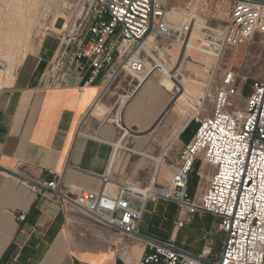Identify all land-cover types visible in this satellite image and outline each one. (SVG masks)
<instances>
[{
  "label": "built area",
  "instance_id": "2783aa9c",
  "mask_svg": "<svg viewBox=\"0 0 264 264\" xmlns=\"http://www.w3.org/2000/svg\"><path fill=\"white\" fill-rule=\"evenodd\" d=\"M59 33L52 71L40 76L43 86H60L66 75L79 79L81 88L93 86L104 73V85L121 70L142 76L139 47L152 35L154 46L171 42L179 51L210 57L193 66L205 76L198 106L208 101L212 108L194 119L193 140L181 150L167 186L154 185L156 192L121 184L115 193L105 186L73 193L59 176L30 185L35 196L60 208L71 204L120 234L141 239L144 251L136 264H264V78L252 81L245 108L229 113L235 77L230 69L220 71L227 48L243 46L255 33L264 35V0H75ZM198 161L215 173L196 201L187 185ZM158 200L176 206L178 229L189 227L196 213L215 217L223 233L219 252H192L170 239L142 235L146 205ZM17 220L24 221L25 214Z\"/></svg>",
  "mask_w": 264,
  "mask_h": 264
},
{
  "label": "crops",
  "instance_id": "0c3cea01",
  "mask_svg": "<svg viewBox=\"0 0 264 264\" xmlns=\"http://www.w3.org/2000/svg\"><path fill=\"white\" fill-rule=\"evenodd\" d=\"M255 35L261 34L255 33L251 39ZM59 42L60 38L50 45L44 39L40 53L24 62L23 66L31 63L32 68L20 65L17 82L0 88V264H136L144 251L141 239L120 234L71 204L60 208L47 198L36 197L29 186L61 176L73 193L97 191L105 186L102 178L108 173L115 150L126 147L132 155L145 156L160 143L166 147L175 145V150H179L174 172L180 151L193 140L196 129L190 130L196 123L191 119L173 141L169 140L181 119L172 104V89L149 79L121 113L119 122L124 130L113 121L101 122L92 110L97 102L106 105V73L87 88H81L79 79L67 75L60 86L40 85L43 64ZM237 52L238 48H227L220 61V71L230 69L235 77L237 94L229 99V113L242 111L250 92L249 83L264 78V72L255 76L251 70L242 72L247 58L243 55L238 59ZM206 105L212 108L210 102ZM161 171L166 178L168 169ZM214 173V167L195 163L187 185L192 199L200 200ZM119 180L122 179L105 186V190L111 186L117 190ZM151 185H155L153 181ZM172 206L174 222L177 208ZM20 214H25L24 221L17 220ZM159 218L156 205L149 204L140 225L142 235L153 237ZM222 240L223 237L220 248Z\"/></svg>",
  "mask_w": 264,
  "mask_h": 264
},
{
  "label": "rangeland",
  "instance_id": "374dc122",
  "mask_svg": "<svg viewBox=\"0 0 264 264\" xmlns=\"http://www.w3.org/2000/svg\"><path fill=\"white\" fill-rule=\"evenodd\" d=\"M74 2L75 0H0V62L12 65L15 69H13L14 75L16 76L18 69L20 70L21 66L24 65L21 62L25 53L28 56L27 58L31 59V55L37 56L40 53L44 39L48 40L50 45L58 41L60 38L59 28L62 21L59 17L66 18L73 9ZM22 38L24 42L21 43ZM18 39L19 44H17ZM10 40H15V43L10 44ZM7 47L10 48L8 51L9 55H5V52L8 50ZM155 47L159 50H169L171 42H163ZM55 52L43 64L44 69L40 76L43 73L49 75V72L52 71V60ZM237 53L238 59L243 55H246L247 58V63L241 69L242 72L251 70L254 76L256 75L255 73L264 72V36L255 35L246 44L238 47ZM138 57L142 60L143 76L149 73V80H157L172 89V104L176 105L180 117L183 114V116L189 117L190 121L201 115L210 114L211 109L208 105L198 106L203 94L196 103L189 102L185 98L175 103L174 82L159 72H150L152 63L142 51H139ZM191 71H195L198 74H193ZM180 74L182 77L179 80L184 82L189 89L201 93L204 92L203 84L205 83V76L201 69L189 65L185 61L182 68H180ZM140 78L141 76L133 77L125 70L119 71L103 87L106 93L105 100L103 101L106 102V105L97 102L93 107L92 115L101 119V122L113 121L123 128L118 119L120 120L123 109L139 88L138 82ZM42 79L39 77L40 85L43 84ZM148 79L146 80L148 81ZM3 87H7V85H3L0 88ZM243 103H241L242 106ZM195 129L196 124H193L190 131H195ZM172 134L169 140L173 141L176 137H172ZM175 148V145L166 147L163 143H160L155 146V151L144 153L145 156L132 155L126 151V147L124 148L125 150L117 149L112 155L106 176L111 181L113 180L112 182L116 181V179H122L118 181L117 186L125 184L139 190H145L153 181L155 186L166 187L173 173L174 160L179 152ZM166 168L168 169V176L163 178L161 170ZM192 186H194V183L190 185V188ZM111 188H113L112 191L116 190V187L111 186L107 187L106 191H111ZM168 203L158 200L156 202L148 201L146 205L147 210L149 204H155L160 213L159 221L155 224L154 230H152L153 238L160 240L163 238L170 239L178 245L194 251H199L204 246H207L213 249L215 253L219 252L223 235L219 230L217 219L207 214L196 213L191 226L177 229L173 224L175 207L172 206L173 204L170 206Z\"/></svg>",
  "mask_w": 264,
  "mask_h": 264
},
{
  "label": "bare ground",
  "instance_id": "6f19581e",
  "mask_svg": "<svg viewBox=\"0 0 264 264\" xmlns=\"http://www.w3.org/2000/svg\"><path fill=\"white\" fill-rule=\"evenodd\" d=\"M59 19L62 20L63 18L59 17ZM56 29L58 30V28H56ZM20 42L21 43L24 42V39L22 38ZM20 42L18 39L17 44H19ZM154 42L155 41L153 40V36L150 35L147 40H145L143 43L140 44V47H139L140 51H142L145 54V56L152 63V69L150 70V72L151 71L159 72L163 75H166L168 78H170L174 82V84H175V92L174 93L176 94L175 103L178 100L179 101L183 100V98L187 99L189 102L196 103L202 97L203 93L189 89L186 86V84H184V82L179 80L180 77H182L180 74V68H182L183 62H185V61H187V63L191 66H193L194 61H198V60H202L203 62L208 63L211 60L210 57L199 52V51H195L193 49H188V48L185 50L182 49L179 51V49H177L176 46L173 44H171V48L169 50H166V49H160L159 50L154 45H152ZM14 43H15V40H12L10 42V44H14ZM192 46H194V41H192ZM9 49L10 48H8L7 52H5V55H9V52H8ZM154 51H155V53H154ZM25 54L23 55V61L21 62V64L22 63L24 64V62H26L28 60V58H27L28 56H26ZM167 55H169V57H167ZM30 65H31V63H29L26 66V67H28V70H29ZM23 67H25V66H23ZM26 67H25V69H26ZM31 68L32 67H30V69ZM13 69L14 68L12 67V65L10 66V64L0 62V87L3 85L9 86V85H12L13 83L17 82V79H15V75H14L15 69L14 70ZM25 76L27 77V75H25ZM148 76H149V73L146 74L145 76H143V75L141 76V78L139 79V82H138L139 87L145 81H147L146 79H148ZM118 121H119V119H118ZM188 121H189V117L183 116V114H182L181 119L178 122L177 128L175 129V131H173L172 137H176L179 130L182 129L188 123ZM111 183H112V181L107 177L105 186H107ZM154 187L155 186L150 185L145 190L150 191L152 193L156 192ZM137 190H139V189H137ZM145 190H139V191L146 193Z\"/></svg>",
  "mask_w": 264,
  "mask_h": 264
},
{
  "label": "trees",
  "instance_id": "16d2710c",
  "mask_svg": "<svg viewBox=\"0 0 264 264\" xmlns=\"http://www.w3.org/2000/svg\"><path fill=\"white\" fill-rule=\"evenodd\" d=\"M141 233V232H140ZM142 234V233H141ZM153 238V237H152Z\"/></svg>",
  "mask_w": 264,
  "mask_h": 264
}]
</instances>
